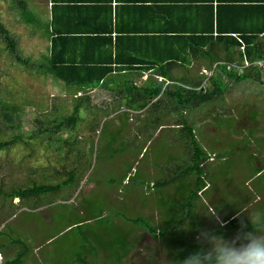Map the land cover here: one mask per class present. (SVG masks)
Returning <instances> with one entry per match:
<instances>
[{"label":"rangeland","instance_id":"374dc122","mask_svg":"<svg viewBox=\"0 0 264 264\" xmlns=\"http://www.w3.org/2000/svg\"><path fill=\"white\" fill-rule=\"evenodd\" d=\"M31 2L35 10L42 0H28L26 8L31 7ZM34 10L41 24L27 25L12 0H0V25L15 43L11 55L0 31V140L22 137V141L18 139L0 150V191L17 185L30 186L33 178L51 185L70 177L73 181L55 193L43 195L44 203L37 207H32V198L21 201L2 198L0 193V264L25 246L23 264H70L78 255L87 264H118L116 253H122L121 245L116 244L118 238L124 239V244L126 239L129 250L123 264H169L160 238L132 226L127 219L143 216L150 224H159L160 229L170 228L160 221L161 212L170 205L175 207V230L164 231L162 238L163 246L174 247L173 252H177V244L182 241L199 244L197 236L202 231L227 240L251 231L247 230L251 226L247 214L264 210V81L254 80L242 87L220 68L216 69L222 93L198 104L202 108L184 112L192 121L199 148L211 156L204 163L203 180L207 186L190 197L196 187V176L191 174L188 179H176L152 192L149 178L144 180L145 167L153 161L152 168L159 174L152 177L155 181L174 176V165L155 155L164 152L167 137H176L177 132L161 131L150 117L139 123L153 126L147 134L138 138L130 132L134 131L133 123L128 126L130 123L126 122L119 86L103 90L104 95L99 88L90 91V108L80 105L81 129L73 144L63 143L69 134L66 130H56V135L63 137L60 141L49 139L46 143L40 136L29 138L42 130L43 116L58 120L70 113L71 100L81 99L73 98L77 90L84 95L89 93L66 86L47 74V41L42 32L45 17L39 18V11ZM221 50L217 45V51ZM15 55L28 63L16 60ZM226 55L223 53L220 58L228 65ZM204 67L199 71L203 73ZM225 68L229 70L226 65ZM189 72L196 74L197 70ZM122 84L124 88L125 83ZM49 112L59 116L44 114ZM92 127L97 128L93 131ZM68 137L65 142H72L73 138ZM180 138L175 165L183 168L189 164L191 147L182 131ZM60 147L61 152L57 151ZM156 162H161V166L157 167ZM258 169L262 170L257 172ZM174 186L178 187L176 196L172 195ZM165 191L172 196H166ZM161 195L165 197L162 199ZM241 208L245 211L241 212ZM211 212L214 215L208 214ZM231 216V222L225 221Z\"/></svg>","mask_w":264,"mask_h":264},{"label":"trees","instance_id":"16d2710c","mask_svg":"<svg viewBox=\"0 0 264 264\" xmlns=\"http://www.w3.org/2000/svg\"><path fill=\"white\" fill-rule=\"evenodd\" d=\"M12 3L18 8L19 13L22 20L27 25H34V24H41L38 19L34 16L33 12L29 11L28 8H26V0H12ZM79 19V18H78ZM63 21V20H62ZM43 30L42 31L46 36L49 38V45L47 46V64H45V70L47 71V74H51L54 78L61 80L66 86L73 85L77 88L85 89L87 92H89L87 95H84L83 92L77 90L75 94H73V98H81L78 99L77 102H73L71 100L72 104V111L70 113H67L62 118H59L58 120L54 117L52 119L48 118L45 119L43 116V119L45 122H42V130L35 134H30L29 138L40 136L44 140H46V143L49 142V139L52 141H60L61 136L56 135V130H66L69 137L73 138L72 142H65L66 138H63V143L66 144H73L76 140V132L78 129H81V125L79 124L82 119L79 117L78 113L80 108H82L80 105H83V108H90V105L88 102L91 99L90 91H92L95 88H102L106 90H110L111 88H114L115 86H119L121 89L118 90V92L122 95L121 97L124 102V105L128 108L132 109H144L146 105L148 104L149 98H154L158 96L160 93L162 95L167 94H173L176 97L180 98V106L181 110L183 111L185 108H187L188 104L196 103V104H203L206 101L211 100L217 92L220 94L222 93V88L218 86V83L221 81L220 77L213 75V72L210 70V75L206 79L209 80L210 83H203L205 80V76L203 79L195 80L194 83H190L188 81V77L185 75H179L174 76L172 73V68L175 66H187V50L191 49V52L194 50H197L198 52L203 54V57L207 61L208 64H214V63H220L218 64V68H220V72L231 76L232 79L240 81L242 79L247 78V74L243 72L242 74L237 73L233 68L227 70L225 68L226 63L223 61V59L220 58V56L225 53L226 55V61H234V58L236 55L241 61V64H243V61L247 59L252 63L253 66H258L257 62L264 60V52L259 51L258 48L255 46L253 48H249V42H252L255 40V37H244V35H241V37H236L232 35L230 32H240L239 34H244L246 30L240 29V31L236 28L237 26L233 25L232 27H228L227 24H224V26L221 27L220 24H216L213 27H210L208 31L205 33L207 34L203 40L195 43V37L192 35L191 37H185L179 34L174 35H167L169 33H164L165 35H159V36H152L156 37V39H160L159 43L162 44L160 48H158L160 51L158 53L152 51L151 49L147 48H140L142 50H139L138 52H135L136 48L139 49V47L133 45H128L132 43H137L135 41V37L142 36V35H130L129 37L134 38L131 41L132 42H126L124 45H126V49L128 51H131L129 53H126V49L120 53H116L114 55V58L109 57L107 62H103V59L97 58L92 61H89L85 58L79 57V55H76L77 47L78 50L81 48L90 49L91 46H101L106 43H110L111 41V33H110V25H107V31L104 36H101L98 34V31H96L95 28L91 29H74L75 27L69 28V22L63 21V23L54 22V19L52 17L51 20V27H49V23H42ZM54 24L58 25L56 28ZM60 25L62 27L59 29ZM212 29V30H211ZM259 29V31L263 30ZM234 30V31H233ZM0 31L3 33L5 41H3L6 45V48L9 49V54L12 55L11 50L14 48L15 43L13 40L9 38V33L5 27L0 25ZM84 33H80V32ZM162 31V28L159 30ZM260 31V32H261ZM88 32V33H86ZM258 32V31H256ZM93 33V34H92ZM213 33L215 35H213ZM152 34V33H151ZM257 34V33H256ZM74 35H80V36H74ZM143 35L150 36L149 33H145ZM85 36V37H82ZM197 36V35H195ZM254 36V35H253ZM80 39V40H79ZM155 39V40H156ZM78 41V42H77ZM180 41H182L180 43ZM240 42L244 43V51H238L236 54V51L233 49L234 47H238L240 45ZM76 43V44H75ZM247 43V44H246ZM75 44L74 47H71L72 49L69 51L73 55H71L68 50H65L68 45ZM156 44V43H155ZM178 47V50L174 53V45ZM217 45L221 47V51H217ZM246 45V46H245ZM158 46V45H157ZM166 46V47H165ZM172 47V49H168V47ZM117 48V44L115 46ZM188 47V48H187ZM132 48V49H128ZM201 48V49H198ZM91 50V49H90ZM151 50V51H150ZM193 50V51H192ZM133 51V52H132ZM153 52V53H152ZM82 53H80L81 55ZM127 56V57H126ZM15 59L22 61L23 63H28L27 60L21 59L19 56L15 55ZM219 61V62H218ZM223 62V63H221ZM228 62V63H229ZM178 63L180 65H178ZM113 64V65H112ZM157 69L153 70L149 68L148 66H156ZM184 64V65H183ZM239 64V65H241ZM112 65V66H111ZM142 67H146V69L151 70L154 72L155 75H161L165 78V80L169 81V85L171 87H174L172 90H168L167 88L163 89L161 88L160 83L157 82L156 78L153 76H149L148 80L150 81L149 85L146 86H137V85H128V81L125 80L127 76L131 74V71L134 69H139ZM227 67V66H226ZM259 67V66H258ZM116 68V69H115ZM259 70H264V68L259 67ZM222 69V70H221ZM131 70V71H130ZM117 71V74L115 72ZM119 72V74H118ZM260 72L258 71V74ZM115 75H121V80L124 81V89L123 84L115 85L116 83V77ZM113 80L114 85H110V81ZM154 82V83H153ZM209 84V85H208ZM199 85H205L207 86L205 90L204 89H197V87H200ZM80 93V94H79ZM4 106H9V104L3 102ZM51 113V114H50ZM51 116L58 117L59 115H54L52 112L44 113ZM125 115V113H124ZM126 119V118H125ZM146 118H144L142 121H145ZM52 124L50 126L49 124ZM145 125V124H144ZM143 125V126H144ZM93 131L97 127H92ZM193 126L191 123L188 122L187 118L182 116L181 119V129L180 131L183 132L184 135L188 137L187 141L191 147V150H189V164L185 165L186 162H184L181 166H175L172 169V175H174L172 178H164L160 180H156L154 185V190L157 191V188L163 185H168L171 181H176V179H184L189 178V175L194 174L196 176V187L193 191L190 192L189 196L193 197L196 196L197 193L202 190L206 185L204 182V163L208 159L211 158L209 154L205 153V150L200 149L198 146V143L195 139L194 133L192 131ZM181 135V134H180ZM68 137V138H69ZM19 140L22 141V137L13 136L12 138H9L8 140H0V150L5 149L15 142ZM42 140V139H41ZM29 144V143H27ZM70 151L71 148L70 147ZM57 151H62V148H58ZM188 162V161H187ZM179 167V169H178ZM262 169H258L257 172H260ZM65 171H63L64 173ZM61 173V172H60ZM66 174L73 175L72 172H68ZM33 178L32 185H17V187H10L6 190L0 191L2 198L3 197H9V198H18L19 200L23 201L25 199L32 198V207L40 206V204L44 203L42 202L41 197L43 195H47L49 193H55L59 191V189L66 184H69L73 181V178L66 179L62 183L57 184H48L44 181H36ZM124 179V178H123ZM173 194L174 196L177 195L178 187H173ZM159 192V190H158ZM168 192V191H167ZM166 194V191H165ZM170 194H166V196H172ZM162 199L165 197L163 195L160 196ZM167 200V199H166ZM165 200V201H166ZM186 205L188 206V202L186 200ZM174 206L170 205L165 209L163 212L158 210V213L161 212V222L168 223V225H171L170 228H161L158 225L150 224L149 219L143 216H138L134 218L127 219L132 223V226H138L146 231H148L153 237L160 238L161 245L163 249L165 250V253L167 254L169 261L170 260H182L189 252L196 250L198 247H200V244L194 242H184L181 244H177V252H173L175 249L174 247H164L163 246V238L162 235H165L164 231H168L171 229V231L175 230L174 228ZM229 219H225V221H230ZM234 218L231 219V221ZM230 221V222H231ZM247 230H251V226L247 228ZM134 239V237H133ZM19 242V240L17 241ZM125 243L127 244V241L125 239ZM116 244L121 245L122 253H116L115 262L118 264H123L122 260L127 256L129 253L128 245L124 244V239L116 240ZM25 243H23V246ZM125 246V250H123ZM133 247V243L131 248ZM121 249V248H120ZM27 246L22 250H19L15 252V254L10 258L3 260L1 264H23L25 262V255H26ZM83 263L87 264V261L82 259L80 255L76 257V259L70 263V264H78Z\"/></svg>","mask_w":264,"mask_h":264},{"label":"crops","instance_id":"0c3cea01","mask_svg":"<svg viewBox=\"0 0 264 264\" xmlns=\"http://www.w3.org/2000/svg\"><path fill=\"white\" fill-rule=\"evenodd\" d=\"M27 1L28 0H26V4ZM29 4H31V7L28 9L32 12L34 7L32 8V2ZM35 10L39 11L37 12L39 18L40 15L41 17H45L44 22L47 24L49 23V27H51V20L53 17L54 22H69V28L75 27L74 29L78 28L81 30L95 28L96 31H98V34L104 36L105 33L109 31L107 25H110V33L112 37L110 43L101 46L93 45L90 48L91 50H84L85 47L78 50L77 47L76 55L89 61L100 58L104 60L103 62H107L109 57L114 58V55L118 53V51L122 53V51L126 49V45L124 44L126 42H132L131 40L134 39L129 37L130 35H142L135 37L137 43L128 44H134L139 47V49L136 48L135 52L142 50L140 48L144 49L146 46L152 51L158 53L160 51L158 48H160L162 44L159 43L160 39L157 40L156 37L152 36H164V33H169L167 35L179 34L185 37H191L193 35L195 37L194 42L197 43L198 40H203L207 35L205 33L208 29L210 27L214 28L216 24H220L221 27L224 26V24H227L228 27L232 28V24H234L239 31L240 29L246 30L244 34H239L240 32L230 33L241 38V35H244V37H255L254 41L249 42L248 47L253 48L256 45L255 47L258 48L259 51L264 52V29L262 31L260 30L261 32L259 31V29L264 27V0H42L38 8H35ZM54 26L56 28L58 27L56 24H54ZM61 27L62 25H60L59 29ZM161 28L162 31H159ZM80 33L82 34L84 32L82 31ZM145 33H149L150 36L143 35ZM213 35L215 34L213 33ZM45 40L47 41V47L49 45V38L46 36ZM181 42L182 41H180V43ZM75 44L68 45L67 47L69 48H66L65 50H68L69 52L72 49L71 47H74ZM116 44L117 48L115 47ZM168 49L170 50L172 47L170 46ZM233 49L236 51V54L238 51H244V43L240 42V45ZM173 50L174 53L178 50L176 44L174 45ZM187 51V66L173 67L172 73L174 76L185 75L188 77L190 83H194L195 80L203 79L204 76L206 80L210 75V70L213 72V70L215 71L218 69V66L212 68V64H208L203 57V54L197 50H192L193 52H191V49H188ZM129 52L131 51L126 49V53ZM80 53L82 54L80 55ZM70 54L73 55L72 53ZM234 61H236L237 64H241L237 55L234 58ZM178 65L180 64L178 63ZM200 66H205L203 69H209L207 70L209 75H204L199 71L201 68ZM148 67L153 70L157 69V65ZM259 69L258 66H253L252 64L240 65L239 70H236V72L240 74L245 72L248 76L246 79L240 81L235 80V82L240 83L242 87L252 84L254 80L263 82L264 70ZM192 70H197L196 74L189 72ZM258 71L260 72L259 74ZM115 74H117V71ZM214 74L215 73L213 72V75ZM130 75L131 77L129 80H126L127 77L125 78V80L128 81V85H149L150 81L148 78L149 76H153L156 78L157 82L160 83L162 90L165 88L172 90L174 88L169 85V81L165 80L163 76L155 75L153 71L146 69V67L134 69L131 71ZM115 77V85H120L124 82L121 80V75H115ZM110 85H114L113 80L110 81ZM99 90H101L104 95L103 90L106 91V89L99 88ZM119 95L121 94L119 93ZM179 101L180 98L173 94L162 95V93H160L154 98H149L148 104L144 109L125 107L124 110L126 122L130 123L128 126L133 123L131 127L134 131L130 130V132L137 134L138 138L140 135L144 136L147 134L149 132L148 129L153 127L139 125V123H141L146 117H150L154 121L156 127L161 128V131L172 130L177 132L176 137L171 139L167 137L169 140L166 147H164V152H156L155 155L156 158L160 157L162 160L168 161L170 165H174L172 168L176 166L175 160L178 158L175 154L177 151H180L182 115L189 120V116L187 117L186 114H184L185 111H194L202 108V106L195 102H191L188 104L187 108L182 111ZM165 111H168L171 114H162ZM116 115L117 114H114V116ZM170 119L171 124H169ZM188 122L192 123V121ZM137 126H139L138 130ZM192 131H194V128ZM167 133L169 134V131H167ZM143 150L144 147L142 148V151ZM157 150L159 149L157 148ZM156 166H161V162H156ZM152 167L153 161L145 167V174L147 175L144 180L147 181V177L149 178V186L152 184L151 189L152 192H154L153 183L155 180H153L152 177L156 175L159 177V174H156V171ZM160 179L163 178L161 177ZM153 212L155 211H150V213Z\"/></svg>","mask_w":264,"mask_h":264},{"label":"clouds","instance_id":"9594fccd","mask_svg":"<svg viewBox=\"0 0 264 264\" xmlns=\"http://www.w3.org/2000/svg\"><path fill=\"white\" fill-rule=\"evenodd\" d=\"M244 61L241 65H245ZM248 62L252 64L250 61ZM234 70H239V68ZM203 74L208 75L209 73L203 72ZM207 82L208 80L204 81V83ZM199 86L202 87V85ZM244 211L241 208V212ZM208 214L214 215L213 212ZM216 219L222 226L219 217ZM247 219L251 225V231L240 232L231 240L213 232L202 231L197 236L200 247L189 252L182 260L168 261L169 264H264V210L251 215L247 214Z\"/></svg>","mask_w":264,"mask_h":264},{"label":"built area","instance_id":"2783aa9c","mask_svg":"<svg viewBox=\"0 0 264 264\" xmlns=\"http://www.w3.org/2000/svg\"><path fill=\"white\" fill-rule=\"evenodd\" d=\"M218 64H219V63H215V64H213V68L216 67ZM244 64H245V65H249V62H248V61H244ZM257 65H258L259 67H261V68H264V61H263V60H262V61H258V62H257ZM239 66H240V65L237 64L236 62H234V63H230V64L227 65V67H229V68L231 67V68H233V69H238ZM203 72H204V73H207L206 70H203Z\"/></svg>","mask_w":264,"mask_h":264}]
</instances>
